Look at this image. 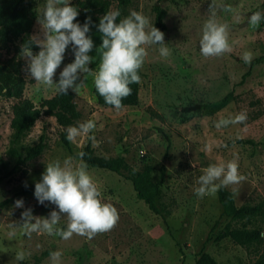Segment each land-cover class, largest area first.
<instances>
[{"label": "rangeland", "instance_id": "374dc122", "mask_svg": "<svg viewBox=\"0 0 264 264\" xmlns=\"http://www.w3.org/2000/svg\"><path fill=\"white\" fill-rule=\"evenodd\" d=\"M79 1L90 3L92 0H71L74 5ZM45 2L34 0L31 38L43 39L37 14ZM212 4L215 8H210ZM263 4L264 0H131L128 7L119 11L120 19L133 10L141 12L154 25V8L160 7L164 12L162 32L171 55L162 58L158 45H146L148 55L141 67L138 103L115 109L99 106L92 93L93 72L98 70L102 51L94 48L89 53L93 56L89 64L93 72L81 74V83L77 81L80 86L76 91L70 89L80 114L73 125L91 120L94 122L91 133L69 141L68 151L60 140L63 129L55 120L38 119L25 143L36 142L44 130L47 148L0 184V202L17 194L23 186L39 181L48 162L77 157L90 140L96 155L123 156L128 166L148 172L152 181L158 180L164 167L158 208L165 215L167 225L136 198L129 181L115 173L88 167L101 190L103 202L117 209L118 220L113 228L91 239L73 234L65 240L46 232L27 235L21 225L23 209L15 207V200L23 198L25 207H31L37 217L47 216L55 205L47 202V206L40 205L34 192L19 196L0 209V264L19 262L15 255L21 250L25 252L22 261L28 264H193L201 253L212 256L217 264H252L253 254H247L229 239L217 240L229 219L221 215L216 193L200 198L194 187L203 168L211 163L234 160L239 174L245 177L239 184L226 187L236 206L264 201V61L238 85L248 70L241 59L243 53L249 51L252 59H264V21L256 26L248 23L253 12L264 11ZM222 5L230 6L231 10H222ZM212 12L218 23L227 24L232 47L220 56L204 57L199 51V39L203 23ZM24 54L21 57L26 80L23 97L38 107L43 99L57 91L28 78ZM72 59L74 56L66 51L54 80ZM231 90L235 100L215 114L182 111L183 107L195 103L216 101ZM14 103L15 100L0 96V167L7 161ZM241 111L247 113L243 123L215 126L219 120ZM238 139L252 144H236L234 141ZM66 223L62 217L58 227H66ZM57 250L62 255L54 261L50 253Z\"/></svg>", "mask_w": 264, "mask_h": 264}, {"label": "clouds", "instance_id": "9594fccd", "mask_svg": "<svg viewBox=\"0 0 264 264\" xmlns=\"http://www.w3.org/2000/svg\"><path fill=\"white\" fill-rule=\"evenodd\" d=\"M220 7L224 11L231 10L230 6ZM210 8H215V5L212 4ZM78 15V8L72 5L71 0H46L37 14L43 39L31 38V43L37 45L39 51L34 54L29 47L24 54L27 57L25 71L28 78L42 86L54 87L59 94H68L70 89L76 91L81 83V74L93 72L89 67L93 56L89 53L94 48V41L88 34L95 26L101 34L98 49L102 50L98 70L93 72L95 90L106 104L120 109L123 98L132 92L130 85L141 80L139 69L148 55L145 46L158 45L159 55L167 58L171 55L169 44L165 43L164 33L153 23L150 24L143 13L135 10L118 22L119 10H110L99 18L98 24H94L91 17H86L81 23L76 19ZM262 21L264 11H255L248 17V23L252 26ZM227 30V24L218 23L215 12H212L202 26L199 39L201 55L213 57L229 52L232 46ZM66 51H70L74 59L63 66L58 79L54 80L57 69L65 60ZM241 59L246 64L250 63L252 53L245 51ZM246 120L247 113L241 111L219 120L215 126L226 127ZM93 128L94 122L91 120L78 122L68 127L66 138L74 141L78 136L91 133ZM83 156L84 153L80 152L77 157L68 156L62 161L55 159L45 164L41 178L35 182L33 195L40 205L47 206L46 202L55 205L47 216H34L32 208L25 207L23 198L15 200V207L23 209L21 225L25 234L46 232L65 240L76 234L91 239L97 233L113 228L118 220L117 209L103 202L101 190L89 174ZM244 179L234 160L211 163L197 177L194 192L203 198L214 195L221 188L237 185ZM62 217L67 221L63 228L58 227ZM50 255L54 261H58L62 254L57 250ZM15 258L17 261L24 260L25 252L18 251Z\"/></svg>", "mask_w": 264, "mask_h": 264}, {"label": "trees", "instance_id": "16d2710c", "mask_svg": "<svg viewBox=\"0 0 264 264\" xmlns=\"http://www.w3.org/2000/svg\"><path fill=\"white\" fill-rule=\"evenodd\" d=\"M82 1V0H81ZM131 4V0H92L90 3L77 2L72 4L78 8L79 15L76 18L81 23L86 17H91L94 24L99 23V18L115 7L121 11ZM264 5V4H263ZM154 26L163 31L165 29L163 10L154 8ZM34 0H0V96L13 99L12 118L9 124V146L6 152L7 161L0 167V184L20 172L22 168L43 154L47 148V135L44 130L39 134L36 142L26 144L25 139L33 128L35 122L41 117H51L58 127L63 130L60 140L63 146L70 151L66 129L73 125L80 117L75 103V94L69 90L68 94L56 92L52 97L43 99L36 107L32 101L23 97L26 80L23 76L24 62L21 59L25 51L31 47L37 51L39 47L31 43L30 31L33 25ZM120 17H117V22ZM94 41V48L101 44V34L95 26H92L88 34ZM93 48V49H94ZM264 59L258 57L250 63L243 62L248 67L238 85H242L251 70L260 65ZM139 75L142 77L141 69ZM141 81V80H140ZM139 83L130 85L132 92L123 98L122 107L136 106L138 103ZM92 93L96 103L104 108H114L104 102L103 97L92 87ZM234 90L229 91L216 101L195 103L182 108L184 113H196L199 115H212L224 109L230 102L235 100ZM236 144L251 145L249 140L238 139ZM83 160L88 167L115 173L129 181L137 199L153 214L159 215L167 225L166 217L158 208L161 196V186L165 177L164 167H161L157 181H152L148 172L136 171L127 165L123 156L105 158L94 153L91 141L88 140L82 147ZM35 182L23 186L21 190L10 198L0 202V209L12 202L19 196H26L34 192ZM217 201L221 207V215L229 219L224 226L223 232L217 236V240L229 239L233 244L243 248L247 254H253L255 260L252 264H264V201L256 204H244L236 206L232 193L225 188L216 192ZM15 264H28L19 261ZM193 264H217L216 260L207 253L197 256Z\"/></svg>", "mask_w": 264, "mask_h": 264}]
</instances>
